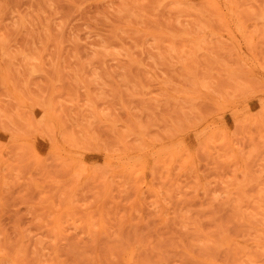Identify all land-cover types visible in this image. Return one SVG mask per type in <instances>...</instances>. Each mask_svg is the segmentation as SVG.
Returning <instances> with one entry per match:
<instances>
[{
    "label": "rangeland",
    "instance_id": "obj_1",
    "mask_svg": "<svg viewBox=\"0 0 264 264\" xmlns=\"http://www.w3.org/2000/svg\"><path fill=\"white\" fill-rule=\"evenodd\" d=\"M0 42V264H264L221 244L264 237V0H0Z\"/></svg>",
    "mask_w": 264,
    "mask_h": 264
},
{
    "label": "bare ground",
    "instance_id": "obj_2",
    "mask_svg": "<svg viewBox=\"0 0 264 264\" xmlns=\"http://www.w3.org/2000/svg\"><path fill=\"white\" fill-rule=\"evenodd\" d=\"M228 10H229V14L231 15V16H233L234 17V10L232 9V8H227ZM233 19V18H232ZM231 21V20H230ZM232 22V21H231ZM233 22H234V20H233ZM236 24V27H237V29H238V31H240L241 32V35L244 37L245 36V31H244V28H242V27H244V26H242L239 22L238 23H235ZM235 27V26H234ZM232 33V32H231ZM239 33V32H238ZM233 37V36H232ZM236 37V36H235ZM241 37V36H240ZM246 37V36H245ZM234 39H236L237 40V37L236 38H234ZM239 40V39H238ZM0 44H1V42H0ZM3 44V43H2ZM1 49V48H0ZM2 55H3V53H2ZM253 66V65H252ZM9 74V73H8ZM263 76V75H262ZM261 87H263V86H261ZM264 91V90H263ZM253 93V92H252ZM251 93V94H252ZM263 96V95H262ZM244 102V101H243ZM230 103V102H229ZM236 103V102H235ZM259 104H261V103H259ZM219 106H220V104H218ZM229 105V104H228ZM258 106V105H257ZM228 107V106H227ZM232 107V106H231ZM263 107H264V105H263ZM46 109H47V107H45ZM49 109V108H48ZM217 109H218V107H217ZM94 110V109H93ZM218 110H220V109H218ZM217 110V111H218ZM258 111V110H257ZM261 112H264V109H262V110H260ZM239 112V111H238ZM217 113V112H216ZM218 114V113H217ZM56 115V114H55ZM216 115V114H215ZM246 117H248L247 115H245ZM255 117H256V115H254ZM253 116V117H254ZM260 116V115H259ZM255 119V118H254ZM237 120V119H236ZM252 120V119H251ZM232 121V120H231ZM232 122H234V121H232ZM238 122V121H237ZM243 122V121H242ZM194 123V122H193ZM239 123V122H238ZM237 123V124H238ZM246 123H247V120H246ZM256 123V122H255ZM229 124H233V123H229ZM229 124H227L228 125V127H229ZM242 124V123H241ZM41 125V124H40ZM235 125H236V123H235ZM225 126V125H224ZM237 126V125H236ZM211 127V126H210ZM233 127H234V125H233ZM239 127V126H238ZM257 127V126H256ZM15 128V127H14ZM43 128V127H42ZM226 128V127H225ZM240 128V127H239ZM259 128V127H258ZM9 129V128H8ZM48 129V128H47ZM194 129V128H193ZM216 129V128H215ZM236 129V128H235ZM260 129V128H259ZM17 130V129H16ZM223 131H224V129H223ZM16 132V131H15ZM206 132L207 131H203V133H201V135H204V134H206ZM218 132V131H217ZM182 134V133H181ZM211 134H213V133H211ZM214 135V134H213ZM212 135V136H213ZM211 136V137H212ZM223 136H224V134H223ZM11 137H13V136H11ZM207 137V136H206ZM216 137V136H215ZM225 137V136H224ZM239 137H240V135H239ZM62 138V137H61ZM208 138V137H207ZM230 138V137H229ZM242 138V137H241ZM67 139V138H66ZM202 139V138H201ZM214 139V138H213ZM212 139V140H213ZM149 140V139H148ZM184 140V139H183ZM192 140H196V139H192ZM200 140V139H199ZM224 140V139H223ZM144 141V140H143ZM206 141H210V140H206ZM185 142V141H184ZM194 142H199L198 140L197 141H194ZM193 142V143H194ZM224 142V141H223ZM236 142V141H235ZM210 143H211V141H210ZM209 143V144H210ZM178 144V143H177ZM182 144V143H181ZM195 144V143H194ZM198 144V143H197ZM216 144V146L217 145H220V143H215ZM223 144V143H222ZM225 144V143H224ZM239 144V143H238ZM189 145H191V144H189ZM200 145V144H199ZM139 146V145H138ZM141 146H142V144H141ZM186 146V145H185ZM194 146V145H193ZM201 146V145H200ZM84 147V146H83ZM128 147H130V146H128ZM128 147H126V148H128ZM189 147V146H188ZM209 147V146H208ZM219 147V146H218ZM226 147V146H225ZM237 147V146H236ZM86 148V147H85ZM95 148V147H94ZM88 149V148H87ZM129 149V148H128ZM128 149H126L127 151H128ZM140 149H142V148H140ZM193 149V148H192ZM195 149V148H194ZM193 149V150H194ZM220 149V148H219ZM11 150V149H10ZM130 150V149H129ZM196 150V149H195ZM229 150H231V149H229ZM239 150V149H238ZM244 150V149H243ZM243 150H240L241 152H243ZM257 150H259V149H256V150H251V151H253L254 153H256V151ZM29 151V150H28ZM111 151V150H110ZM141 151V150H140ZM202 151V150H201ZM200 151V152H201ZM204 151V150H203ZM251 151H249V153H252ZM138 152H139V149H138ZM174 152H176V151H174ZM187 152V151H186ZM196 152V151H195ZM198 152V151H197ZM206 152V151H205ZM219 152V151H218ZM224 151H222L220 154L222 155V153H223ZM229 152H231V151H229ZM30 153V152H29ZM161 153V152H160ZM232 153V152H231ZM226 154V153H225ZM233 154V153H232ZM241 154H243V153H241ZM13 155V154H12ZM152 155V154H151ZM176 155V154H175ZM199 155V154H198ZM231 155V154H230ZM230 155L228 156V157H230ZM14 156H16V155H14ZM54 156V155H53ZM188 156V155H187ZM217 156H219V155H217ZM139 157V156H138ZM152 157V156H151ZM166 157V156H165ZM190 156H188L186 159H188ZM233 157V156H232ZM54 158V157H53ZM145 158H146V156H145ZM148 158H150L149 156H148ZM231 158V157H230ZM12 159V158H11ZM14 159V158H13ZM12 159V160H13ZM173 159V158H172ZM185 159V158H184ZM239 159V158H238ZM54 160V159H53ZM141 160V159H140ZM167 160V159H166ZM181 160V159H180ZM179 160V161H180ZM183 160V159H182ZM149 161V160H148ZM151 161V160H150ZM14 162H16V161H14ZM57 162V161H56ZM122 162V161H121ZM125 162V161H124ZM123 162V163H124ZM183 162H185V161H183ZM182 162V163H183ZM236 162V161H235ZM2 163L3 162H1V165H2ZM10 164L12 163V161H10L9 162ZM67 163V162H66ZM127 163V162H126ZM129 164V163H128ZM181 164V163H180ZM184 164V163H183ZM185 164H186V162H185ZM191 164V163H190ZM9 165V164H8ZM12 165V164H11ZM11 165H9V168H10V166ZM59 165V164H58ZM66 165V164H65ZM81 165V164H80ZM146 165V164H145ZM157 165V164H156ZM167 165V164H166ZM20 166H22V165H20ZM82 166H83V164H82ZM126 166V165H125ZM52 167V166H51ZM56 167V166H55ZM81 167V166H80ZM80 167L78 168V170L80 169ZM92 167V166H91ZM96 167V166H95ZM130 167V166H129ZM131 167H133V166H131ZM151 167V166H150ZM162 167V166H161ZM178 167H180V165H178ZM177 167V168H178ZM190 167V166H189ZM5 168V167H4ZM65 168V167H64ZM103 168V167H102ZM108 168V167H107ZM154 168V167H153ZM35 169H37V168H35ZM34 169V170H35ZM56 169V168H55ZM76 169H77V167H76ZM96 169V168H95ZM180 169V168H179ZM9 170V169H8ZM50 170V169H49ZM53 170V169H52ZM81 170V169H80ZM80 170H79V172H80ZM96 170H98V169H96ZM128 170H129V168H128ZM138 170H140V169H138ZM143 170V169H142ZM174 170V169H173ZM177 170V169H176ZM189 170V169H188ZM192 170V169H191ZM40 171V170H39ZM57 171V170H56ZM98 171H101V170H98ZM122 171H124V170H122ZM134 171V170H133ZM157 171V170H156ZM167 171V170H166ZM180 171V170H179ZM263 171V170H262ZM7 172V171H6ZM16 172V171H15ZM65 172V171H64ZM131 172V171H130ZM140 172V171H139ZM138 172V173H139ZM161 172H162V170H161ZM264 172V171H263ZM46 173V172H45ZM77 173V171L75 172V174ZM94 173V172H93ZM96 173V172H95ZM107 173V172H106ZM166 173V172H165ZM243 173V172H242ZM261 173V172H260ZM7 174V173H6ZM32 174H33V172H32ZM80 174H83V172L81 171V173ZM80 174H78V176L80 175ZM102 174H104L103 172H102ZM163 174H164V172H163ZM167 174H168V172H167ZM10 175V174H9ZM8 175V176H9ZM42 175V174H41ZM46 175V174H45ZM53 175V174H52ZM74 175V174H73ZM134 175V174H133ZM177 175V174H176ZM175 175V176H176ZM262 175V174H261ZM17 175H15L14 174V177L15 178H17L16 177ZM56 176V175H55ZM76 176V175H75ZM78 176H76L77 177V179L79 178ZM102 176V175H101ZM135 176H136V174H135ZM155 176V175H154ZM158 176H160L159 175V173H158ZM165 176V175H164ZM259 176V175H258ZM97 177H99V176H97ZM129 177V176H128ZM260 177V176H259ZM259 177H258V179H259ZM5 178V177H4ZM94 178V177H93ZM112 178V177H111ZM137 178V177H136ZM159 178V177H158ZM163 178V177H162ZM167 178V177H166ZM31 179V178H30ZM38 179H39V176H38ZM44 179V178H43ZM115 179V178H114ZM122 179V178H121ZM160 179V178H159ZM246 179V178H245ZM244 179V180H245ZM257 179V178H256ZM255 179V180H256ZM257 179V180H258ZM70 180V179H69ZM96 180V179H95ZM102 180V179H101ZM129 180V179H128ZM171 180H172V178H171ZM263 180V179H262ZM97 181V180H96ZM103 181V180H102ZM111 181V180H110ZM121 181V180H120ZM161 181V183H162V180H160ZM165 181V180H164ZM166 181H167V179H166ZM254 181V180H253ZM259 181V180H258ZM258 181H257V183H258ZM41 182V181H40ZM56 182H57V180H56ZM129 182V181H128ZM256 182V181H255ZM260 182H261V180H260ZM32 183V182H31ZM57 183H59V182H57ZM86 183V182H85ZM98 183V182H97ZM102 183V182H101ZM105 183V182H104ZM111 184L113 183L112 181L110 182ZM153 183V182H152ZM256 183V184H257ZM264 183V182H263ZM30 184V183H29ZM95 184V183H94ZM110 184V185H111ZM135 184V183H134ZM164 184V183H163ZM90 185V184H89ZM99 185V184H98ZM102 185H104L103 183H102ZM129 186H130V184H128ZM132 185V184H131ZM159 185V184H158ZM170 185H171V183H170ZM261 185H262V187H264V185L261 183ZM53 186V185H52ZM92 186V185H91ZM136 186V185H135ZM138 186V185H137ZM155 186V185H154ZM162 186V185H161ZM55 187V186H54ZM59 187H60V185H59ZM66 187V186H65ZM94 187V186H93ZM117 187V186H116ZM121 187V186H120ZM126 187H128L127 186V184H126ZM124 188L126 191L128 190L127 188ZM156 187V186H155ZM159 187V186H158ZM61 188V187H60ZM70 188V187H69ZM69 188H68V190H69ZM85 188V187H84ZM138 188V187H137ZM161 188V187H160ZM162 188H163V186H162ZM67 189V188H66ZM91 189V188H90ZM114 189V188H113ZM258 189H260V187L258 186ZM48 190V189H47ZM50 190V189H49ZM56 190V189H55ZM98 190V189H97ZM101 190V189H100ZM121 190V189H120ZM148 190V189H147ZM96 191V190H95ZM103 191V190H102ZM260 191L261 192H263V190H261L260 189ZM260 191H256L257 193H256V196L258 197V201H254V204H255V208L258 210V211H260V213H262V214H264V205L263 204H261V202L262 201H264V192L261 194V193H259ZM45 192V191H44ZM54 192V191H53ZM118 192V191H117ZM147 192V191H146ZM168 192V191H167ZM56 193V192H55ZM84 193V192H83ZM103 193V192H102ZM113 193V192H112ZM122 193V192H121ZM123 193H127V192H123ZM122 193V194H123ZM148 193V192H147ZM163 193V192H162ZM50 194H52V193H50ZM92 194V193H91ZM108 194V193H107ZM150 194V193H149ZM154 194V193H153ZM167 194V193H166ZM56 195H58V194H56ZM75 195H77V194H75ZM75 195H73V196H75ZM120 195V194H119ZM131 195V194H130ZM155 195V194H154ZM53 196V195H52ZM51 196V197H52ZM55 196V195H54ZM66 196H67V193H66ZM79 196V195H78ZM122 196V195H121ZM132 196V195H131ZM162 196V195H161ZM56 197V196H55ZM54 197V198H55ZM71 197V196H70ZM75 197H77V196H75ZM74 197V198H75ZM88 197V196H87ZM87 197H86V199H87ZM117 197H119V196H117ZM45 198V197H44ZM64 198V197H63ZM73 198V197H72ZM141 198V197H140ZM162 198H164V197H162ZM71 199V198H70ZM81 199V198H80ZM84 199V198H83ZM85 199V200H86ZM131 199V198H130ZM143 199V198H142ZM253 199H255V197L253 198ZM58 200V199H57ZM65 200V199H64ZM89 200V199H88ZM124 200V199H123ZM71 201V200H70ZM76 201V200H75ZM91 201V200H90ZM127 201H129V199L127 200ZM126 201V202H127ZM261 201V202H260ZM42 202V201H41ZM69 202V201H68ZM82 202H84L83 200H82ZM104 202V201H103ZM110 202V201H109ZM71 203V202H70ZM88 203V202H87ZM121 203V202H120ZM128 203H130V202H128ZM137 203V202H136ZM142 203V202H141ZM46 204V203H45ZM73 204V205H72ZM72 206H74V203L72 202ZM84 204H85V202H84ZM89 204V203H88ZM91 204V203H90ZM124 204V203H123ZM126 204V203H125ZM56 205V204H55ZM110 205V204H109ZM114 205V204H113ZM145 205V204H144ZM79 206H82V203H81V205L79 204ZM91 206V205H90ZM89 206V207H90ZM107 206H108V204H107ZM137 206H139V204L137 205ZM75 207V206H74ZM83 207H85L84 205H83ZM82 207V208H83ZM123 207V206H122ZM151 207V206H150ZM153 207V206H152ZM158 207V206H157ZM76 208H77V206H76ZM106 208V207H105ZM112 208V207H111ZM124 208V207H123ZM136 208V207H135ZM135 208H134V210H135ZM162 208V207H161ZM85 209H86V207H85ZM137 209V208H136ZM148 210H149V208H147ZM147 209H146V212H147ZM158 209V208H157ZM118 210V209H117ZM144 210V209H143ZM154 210H156V206H155V209ZM161 210V209H160ZM75 211V210H74ZM133 211V210H132ZM136 211H138V210H135V212ZM151 211H152V209H151ZM159 211V210H158ZM153 212H157V210L156 211H153ZM76 213V212H75ZM78 213V212H77ZM87 213V212H86ZM137 213V212H136ZM149 213V212H148ZM103 214H105L104 212H103ZM102 214V215H103ZM124 214V213H123ZM126 214V213H125ZM138 214V213H137ZM149 214H151V213H149ZM166 215V214H165ZM50 216V215H49ZM69 216V215H68ZM81 216V215H80ZM124 216V215H123ZM150 216V215H149ZM156 216H157V213H156ZM85 217V216H84ZM119 217V216H118ZM152 217V216H151ZM48 218V217H47ZM81 220H82V218L81 217H79ZM134 218V217H133ZM139 218V217H138ZM146 218V217H145ZM71 219V218H70ZM95 219V218H94ZM94 219H92L91 218V222H94L95 223V221H93ZM121 219V218H120ZM123 219V218H122ZM137 219V218H136ZM158 219V218H157ZM160 219V218H159ZM80 220V221H81ZM108 220H109V218H108ZM124 220V219H123ZM122 220V221H123ZM126 220V219H125ZM135 220V219H134ZM147 220H148V218H147ZM156 220V219H155ZM165 220H166V218H165ZM63 221V220H62ZM128 221V220H127ZM152 221V220H151ZM50 222H51V220H50ZM78 222V221H77ZM121 222V221H120ZM160 222V221H159ZM94 223H92V227L95 229V230H98V228H95V227H97V226H95V225H97V224H95L94 225ZM97 223V222H96ZM135 224H136V222H134ZM133 223V224H134ZM140 223V222H139ZM150 223V222H149ZM56 226H59L60 224H58L57 222H56ZM77 224V223H76ZM88 224V223H87ZM122 224V223H121ZM161 224V223H160ZM50 225V224H49ZM66 225V224H65ZM73 225V224H72ZM142 225V224H141ZM144 225H145V223H144ZM79 226V225H78ZM81 226V225H80ZM95 226V227H94ZM104 225L103 224H101L100 225V227H103ZM68 227V226H67ZM81 227H83V226H81ZM84 227H86V226H84ZM105 228H106V226H105ZM108 228V227H107ZM117 228V227H116ZM119 228V227H118ZM120 228H122V227H120ZM134 228V227H133ZM135 228H136V225H135ZM138 228V227H137ZM136 228V229H137ZM50 229H52V227L50 228ZM54 229V228H53ZM56 229V228H55ZM91 229V228H90ZM103 229V228H102ZM73 229H71V231H72ZM84 230V229H83ZM117 230V229H116ZM253 230V229H252ZM252 230H250L249 231V233H251V231ZM89 231V230H88ZM91 231H93V230H91ZM102 231V230H101ZM108 231H109V229H108ZM123 231V230H122ZM54 232H56V230H54ZM68 232V231H67ZM82 232V231H81ZM80 232V233H81ZM93 232H95V231H93ZM104 232V231H103ZM120 232H121V230H120ZM58 233V232H57ZM56 233V234H57ZM69 233H71V232H69ZM133 234H134V232H132ZM253 233V232H252ZM53 234H55V233H53ZM72 234V233H71ZM95 234V233H94ZM106 234V233H105ZM104 234V235H105ZM121 234V233H120ZM132 234V235H133ZM60 235V234H59ZM90 235V234H89ZM92 235V234H91ZM90 235V236H91ZM155 235V234H154ZM94 235H92V237H93ZM115 236V235H114ZM120 236V235H119ZM133 236H135V235H133ZM143 236V235H142ZM148 236V235H147ZM152 236V235H151ZM163 236V235H162ZM245 236V235H244ZM258 236H262L261 234H259L258 233V231H256V234L254 235V237H258ZM264 236V235H263ZM98 238H99V236H97ZM121 237H122V235H121ZM120 237V238H121ZM137 237L138 236H136V239H137ZM159 237V236H158ZM87 238H88V236H87ZM105 238H107L106 237V235H105ZM129 238H130V236H129ZM133 238H135V237H133ZM133 238H131V239H133ZM141 238H143V237H141ZM161 238V237H160ZM124 239V238H123ZM126 239V238H125ZM135 239V240H136ZM147 238H145V240H146ZM154 239H156L155 237H154ZM108 240V243H110L109 242V239H107ZM121 239H119L118 238V241H120ZM139 240V239H138ZM159 240V239H158ZM157 239H156V241H158ZM94 241H95V239H94ZM115 241V240H114ZM137 241V240H136ZM143 241V240H142ZM151 241V240H150ZM124 242H126L125 240H124ZM128 242H130V241H128ZM140 242V241H139ZM149 242V241H148ZM161 242H162V240H161ZM113 243V242H112ZM123 243V242H122ZM132 243V241L130 242V244ZM138 243V242H137ZM141 243V242H140ZM158 244L160 243V242H157ZM3 244V243H2ZM116 243H114V245H115ZM144 244V243H143ZM156 244V243H155ZM221 244H223V245H226V246H228V247H236V248H238V250L243 254V255H247V254H250V253H253V252H256V253H258V252H260V251H264V237L263 238H258V239H256V238H247V239H241V240H239V239H237V238H235V237H232V236H227V235H225L222 239H221ZM113 245V244H112ZM120 245H122V244H120ZM146 246H147V244H145ZM144 245V246H145ZM8 246V245H7ZM116 246V245H115ZM129 246V245H128ZM150 246H152V245H150ZM154 246V245H153ZM159 246V245H158ZM157 246V247H158ZM0 247H2V246H0ZM114 246H112L111 248L112 249H114L113 248ZM117 247V246H116ZM120 247H122V246H120ZM156 247V248H157ZM15 248V247H14ZM109 248V247H108ZM123 248V247H122ZM145 248V247H144ZM3 249V248H2ZM0 250L1 251V253L0 254H2V252H3V250ZM141 249V248H140ZM139 249V250H140ZM188 250V249H187ZM186 250V251H187ZM191 249H189V251H187V254L186 255H196L194 252H192V250L190 251ZM110 251V250H109ZM109 251H108V253H109ZM116 251H118V250H116ZM120 251H122L121 252V254L120 255H141L140 253H142V251H140V253H139V251L136 253L135 252V250H133L132 248H127L126 247V249L125 250H121L120 249ZM151 251H153V250H151ZM155 252V251H154ZM157 252H158V250H157ZM4 253H5V251H4ZM112 253H114V252H111L110 251V254H112ZM139 253V254H138ZM145 253V252H144ZM109 254V255H110ZM115 254H117V253H115ZM3 256H4V254H2ZM145 255V254H144ZM117 256V255H116ZM7 257V256H6ZM135 257V256H134ZM137 257V256H136ZM190 257H192V256H190ZM3 258V257H2ZM2 258H0V260L2 259ZM118 258V257H117ZM131 258V257H130ZM135 259V258H134ZM133 259V260H134ZM139 259H140V257H139ZM4 260V259H3ZM131 260V259H130ZM146 260V259H145ZM145 260L143 261V263L145 264ZM17 261V260H16ZM137 261V260H136ZM116 262V261H115ZM120 262V261H119ZM118 262V263H119ZM131 262V261H130ZM138 262V261H137ZM218 262V261H217ZM4 263V262H3ZM6 263H7V261H6ZM10 263V262H9ZM117 263V264H118ZM120 263H122V262H120ZM135 263V262H134ZM201 263V262H200ZM234 263H236V262H234ZM238 263H240V262H238ZM2 264V263H1ZM8 264V263H7ZM12 264H14V263H12ZM16 264H17V262H16ZM26 264V263H25ZM114 264V263H113ZM131 264H133V263H131ZM140 264V263H139ZM260 264V263H259Z\"/></svg>",
    "mask_w": 264,
    "mask_h": 264
}]
</instances>
